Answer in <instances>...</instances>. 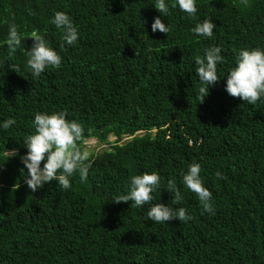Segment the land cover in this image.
<instances>
[{
  "label": "trees",
  "instance_id": "trees-1",
  "mask_svg": "<svg viewBox=\"0 0 264 264\" xmlns=\"http://www.w3.org/2000/svg\"><path fill=\"white\" fill-rule=\"evenodd\" d=\"M165 2L167 15L156 0H0V125L16 121L0 127V264H264V97L250 105L225 91L238 52L264 49V0H196L195 18ZM57 11L78 28L73 45L52 23ZM157 16L167 34L152 32ZM206 18L216 24L212 38L192 32ZM11 24L22 40L9 58ZM33 31L62 58L40 77L26 64ZM213 46L222 49L220 79L199 103L195 57ZM64 109L86 139L109 145V160L91 151L86 181L77 172L69 189L52 181L32 192L23 141L37 112ZM193 162L214 214L183 184ZM153 170L161 188L152 203L184 207L192 219L156 223L150 204L113 202L131 176ZM170 179L184 197L178 204Z\"/></svg>",
  "mask_w": 264,
  "mask_h": 264
},
{
  "label": "clouds",
  "instance_id": "clouds-1",
  "mask_svg": "<svg viewBox=\"0 0 264 264\" xmlns=\"http://www.w3.org/2000/svg\"><path fill=\"white\" fill-rule=\"evenodd\" d=\"M247 6L248 0H241ZM179 7L180 11L189 17L195 18L197 14L196 0H175L172 8ZM155 9L161 14L169 13V5L165 0H156ZM52 23L57 29L62 30L63 40L68 45H73L78 40V28L73 19L65 12L57 11L54 14ZM216 24L210 18L196 23L192 32L198 36L212 38ZM152 32L157 30L167 34L170 28L162 22L160 16L154 17L151 24ZM33 44L27 51L28 59L26 64L31 70L33 77H40L46 68H59L62 58L54 50L49 42L37 31L31 33ZM22 40L17 25L9 26L8 38L6 40L9 49V58L16 52ZM222 49L218 46L206 48L204 55L195 57L196 75L200 81L199 103L209 94V87L214 86L220 77L217 74V64L223 63L220 55ZM8 67L18 73V65L9 64ZM225 91L233 98H239L243 102L254 105L264 97V49L259 47L250 50L243 49L237 54L235 66L232 67L226 76ZM67 109L53 111L52 113L37 112L33 120L34 133L30 134L23 141L27 152L21 157L24 167L27 169L25 183L32 192L42 188L45 183L57 181L63 189L71 187L70 177L77 172L81 182L87 180L91 168V153L82 145L86 142L83 125L76 120L67 118ZM16 121L9 118L3 121L2 127L7 130ZM6 158L17 155L15 149L7 151ZM43 163V167L41 164ZM217 178H223L218 171ZM184 186L194 193L205 212L214 214L212 192L205 187L201 177V165L193 162L188 165V171L183 174ZM161 188V177L156 170L143 172L130 177L129 191L125 195H119L114 203L132 202L133 207H142L150 204L147 211V218L156 223H166L172 220L187 222L192 219L184 207L175 209L164 203H152L153 193ZM166 191L173 193V204L180 203L184 197L177 187L174 179L167 182Z\"/></svg>",
  "mask_w": 264,
  "mask_h": 264
},
{
  "label": "rangeland",
  "instance_id": "rangeland-1",
  "mask_svg": "<svg viewBox=\"0 0 264 264\" xmlns=\"http://www.w3.org/2000/svg\"><path fill=\"white\" fill-rule=\"evenodd\" d=\"M136 133H139V132H136ZM126 136H123L122 137V140L125 138ZM107 140L108 141H112L113 140V137L111 135H109L107 137ZM84 148H86L88 151H92L95 153V157L96 158H99V157H104L106 158L107 160H109V157H108V154H107V151H108V148H109V145L107 143H98L95 139L93 138H88L86 139V142L84 143ZM6 154V153H5ZM31 222V221H29Z\"/></svg>",
  "mask_w": 264,
  "mask_h": 264
}]
</instances>
